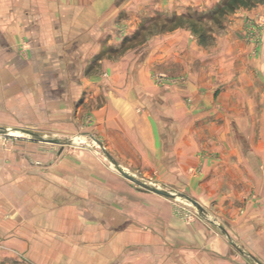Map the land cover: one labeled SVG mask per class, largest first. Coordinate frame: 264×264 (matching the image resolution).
<instances>
[{"label": "crops", "instance_id": "crops-1", "mask_svg": "<svg viewBox=\"0 0 264 264\" xmlns=\"http://www.w3.org/2000/svg\"><path fill=\"white\" fill-rule=\"evenodd\" d=\"M173 3L178 4L0 0V112L10 117L0 128L46 131L54 125L50 131L58 134L68 123L64 117L73 125L89 115L118 163L112 161V167L95 151L71 146L55 163L43 165L34 163L33 153L32 163L19 161L25 152L21 147L15 152L0 145V239L35 264H232L230 237L218 234L213 222L202 217L189 224L182 221L174 214L172 198L140 190L124 176L143 178L146 171L159 169L158 175L165 177L166 168L186 185L210 189L200 205L213 206L227 221V233L244 248L264 254L257 248L264 244V186L252 162V157L258 159L256 153L243 152V143L235 141L211 157L198 155L194 144L202 145L192 141V127L183 125L185 119L178 121L176 88L162 91L127 59L90 68L89 61L100 50L98 39L102 43L115 36L108 28L133 17L135 11L127 9L141 5L146 14L145 6ZM24 42L30 46L27 58L19 54ZM224 76L231 77L202 75L196 78L199 83L188 79L191 88L195 83L200 87L202 79L214 90L219 78L231 81ZM183 111L182 117L189 119L196 113ZM48 156L45 151L35 158L48 163Z\"/></svg>", "mask_w": 264, "mask_h": 264}, {"label": "rangeland", "instance_id": "rangeland-1", "mask_svg": "<svg viewBox=\"0 0 264 264\" xmlns=\"http://www.w3.org/2000/svg\"><path fill=\"white\" fill-rule=\"evenodd\" d=\"M175 1L178 4L173 3V6L168 7L151 9L150 6H145L144 11L148 10L146 14L141 5L127 9V13L135 11L131 13L133 17L120 27L108 28L109 32H116L113 34L115 36H107V40L102 43L98 39L100 50L89 61L90 68L101 66L108 60L123 63L127 59L133 66L144 69L141 71L142 76L148 75L162 91L165 88H176L179 91H174L178 104L174 107L180 112L178 121L181 123L185 119L183 125L192 127V141H200L202 145L199 147L194 144L193 150L198 155L206 154L211 157L227 143H243V152L256 153L258 159L252 157V162L258 168L259 183L264 186V181L261 180L264 177L260 174L264 173V0H200L197 3L195 0H181L180 3L179 0ZM29 47L28 42L19 47V54L23 58L29 57ZM133 74L138 76L136 72ZM217 74L231 75L224 76L231 81L225 82L223 78H219L220 81H216L215 89L212 90L209 88L210 83L201 79L200 87L195 83L194 88H191L188 78L197 82V77L204 75L216 78ZM87 76L88 73L82 75L83 79ZM182 109L183 115L187 109H193L196 113L189 119L187 116L182 117ZM68 118H63L68 123L63 124L64 131L61 133L50 131L54 125H47L46 131L42 127L29 131L43 137L80 136V139L87 141L83 143V148L95 151L103 161L115 167L106 156L102 136L97 133L89 115L73 125ZM7 123H10L9 112H0V126ZM7 129L15 131L28 128ZM2 138L0 145L7 151L16 152L18 147L25 151L18 157L19 161L29 160L32 163L34 160L38 164H53L60 159L66 147L73 150L71 146L62 148L35 142V138L19 132ZM45 151L49 154L46 160L48 163L36 159L44 156ZM30 153L34 154L33 160ZM197 168L199 172L200 167ZM158 171L159 169L155 172L146 171V175L142 174L143 178L139 175L132 176L153 188L190 196L199 204L202 194L210 192L208 188L197 187L195 184L193 186V183L186 185L176 180V174L172 173L171 177L168 168L165 169V177L158 175ZM193 174L199 177L196 170H193ZM170 202L174 207V214L182 221L189 224L195 218L202 217L213 222L218 234L226 235L222 228L227 232V221H222L210 204L204 206L206 212L202 216L198 208L183 197H175ZM227 238L232 264H264V254L254 255L252 250L244 248L229 233ZM257 248L264 251V244ZM121 255L125 256V253ZM0 264L35 263L28 255L18 252L8 241L0 239Z\"/></svg>", "mask_w": 264, "mask_h": 264}, {"label": "water", "instance_id": "water-1", "mask_svg": "<svg viewBox=\"0 0 264 264\" xmlns=\"http://www.w3.org/2000/svg\"><path fill=\"white\" fill-rule=\"evenodd\" d=\"M10 131H12V130L4 128V127H1L0 128V135L1 134L10 135V134H12V133H10ZM16 131L17 132H21L23 134H27L30 137H35L36 139H39L40 141L45 142V143L56 144V145H58V146H60L62 148L65 147V146H76V147H79V146L83 145V142L80 141V136H78V137H63V138L43 137V136L39 135L38 133L29 132V131L23 130V129H17ZM98 143H100V142L98 141ZM104 152H105L106 156L108 157V159L113 161L114 164L116 166H118L117 161H115L112 158V156L106 151V149H104ZM124 176H126L128 179H130L132 182H134L138 186L143 187V188H145V189H147L149 191H153V192H155L157 194L159 193V194H162L164 196L170 197L172 199L175 198V197H183V198H185V200H187L188 202H191L193 205H195L198 208V210H199V212H200V214L202 216H205V212H206L205 208L202 205H200L197 201L192 199L190 196L188 197V196H184V195H181V194H176L174 192L171 193V192H169L167 190H164V189L153 188V187L149 186L143 180L141 181L137 177L132 176V175H130L128 173H124ZM222 231L227 235V232L223 228H222ZM228 237H229V235H228ZM237 248L240 250L239 247H237ZM242 252L244 253V251H242Z\"/></svg>", "mask_w": 264, "mask_h": 264}, {"label": "bare ground", "instance_id": "bare-ground-1", "mask_svg": "<svg viewBox=\"0 0 264 264\" xmlns=\"http://www.w3.org/2000/svg\"><path fill=\"white\" fill-rule=\"evenodd\" d=\"M16 132H17V131H16ZM10 133L13 134V133H15V131H10ZM80 141L83 142V143L87 142L84 138H81Z\"/></svg>", "mask_w": 264, "mask_h": 264}]
</instances>
